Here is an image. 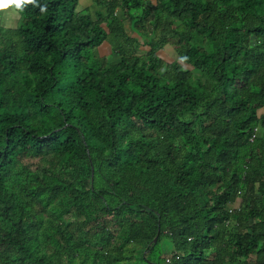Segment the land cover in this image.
<instances>
[{
  "label": "trees",
  "instance_id": "trees-1",
  "mask_svg": "<svg viewBox=\"0 0 264 264\" xmlns=\"http://www.w3.org/2000/svg\"><path fill=\"white\" fill-rule=\"evenodd\" d=\"M80 1L0 17V264H264V0Z\"/></svg>",
  "mask_w": 264,
  "mask_h": 264
},
{
  "label": "clouds",
  "instance_id": "clouds-1",
  "mask_svg": "<svg viewBox=\"0 0 264 264\" xmlns=\"http://www.w3.org/2000/svg\"><path fill=\"white\" fill-rule=\"evenodd\" d=\"M28 6L39 8L42 14L48 10V6L42 5L40 0H0V17H18Z\"/></svg>",
  "mask_w": 264,
  "mask_h": 264
},
{
  "label": "rangeland",
  "instance_id": "rangeland-1",
  "mask_svg": "<svg viewBox=\"0 0 264 264\" xmlns=\"http://www.w3.org/2000/svg\"><path fill=\"white\" fill-rule=\"evenodd\" d=\"M93 2H94V0H81L80 3L78 4V8L82 9V8H85V7L90 5L91 8H89L88 10L92 11V8L94 7ZM88 10H87V12H89ZM18 17L4 18L6 26L13 27L14 23L18 19ZM99 51H100V54H103V53L107 54V53H109L110 48H109V46L107 47L106 44H104L102 47H100ZM161 56L165 60V62L173 61L175 58L174 48L171 45H168V44L165 45V47L161 51ZM114 59H116V58L114 57ZM237 206H238V203H237Z\"/></svg>",
  "mask_w": 264,
  "mask_h": 264
},
{
  "label": "water",
  "instance_id": "water-1",
  "mask_svg": "<svg viewBox=\"0 0 264 264\" xmlns=\"http://www.w3.org/2000/svg\"><path fill=\"white\" fill-rule=\"evenodd\" d=\"M156 241V238L154 239V242Z\"/></svg>",
  "mask_w": 264,
  "mask_h": 264
},
{
  "label": "crops",
  "instance_id": "crops-1",
  "mask_svg": "<svg viewBox=\"0 0 264 264\" xmlns=\"http://www.w3.org/2000/svg\"><path fill=\"white\" fill-rule=\"evenodd\" d=\"M108 47V46H107Z\"/></svg>",
  "mask_w": 264,
  "mask_h": 264
}]
</instances>
